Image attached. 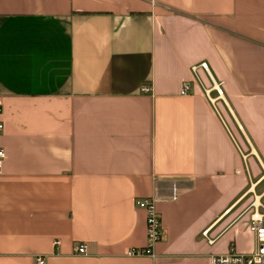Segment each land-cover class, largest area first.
<instances>
[{
  "label": "crops",
  "instance_id": "0c3cea01",
  "mask_svg": "<svg viewBox=\"0 0 264 264\" xmlns=\"http://www.w3.org/2000/svg\"><path fill=\"white\" fill-rule=\"evenodd\" d=\"M0 107V264H209L254 248L264 0H0ZM146 198L161 240L126 257L146 244Z\"/></svg>",
  "mask_w": 264,
  "mask_h": 264
},
{
  "label": "built area",
  "instance_id": "2783aa9c",
  "mask_svg": "<svg viewBox=\"0 0 264 264\" xmlns=\"http://www.w3.org/2000/svg\"><path fill=\"white\" fill-rule=\"evenodd\" d=\"M201 67L206 70V65L192 67V75H196L197 69ZM190 88V82L185 81L182 84L180 94L186 95ZM150 86L148 84L141 87V92L149 93ZM2 110L0 107V116ZM4 130V125L0 121V136ZM5 159V151L0 145V174L3 170V163ZM177 190H173L172 200H176ZM135 205L138 209L144 211L146 220V244L143 248H133L127 250L126 257L138 258V257H153V247L161 240L162 228L161 221L158 212L155 207V200L153 198L136 200ZM252 212L249 216V223L247 226L248 231L254 236L255 246L252 251L248 253H237L233 246H230L228 251L224 254L211 256L209 264H264V212H261L262 206L257 204L256 199L250 204ZM208 232H204V236ZM208 245H213L215 239H207ZM58 242H54V246H57ZM73 254L78 256L87 255V246L85 244H76L73 246ZM36 264H46V257L38 256L35 259Z\"/></svg>",
  "mask_w": 264,
  "mask_h": 264
},
{
  "label": "rangeland",
  "instance_id": "374dc122",
  "mask_svg": "<svg viewBox=\"0 0 264 264\" xmlns=\"http://www.w3.org/2000/svg\"><path fill=\"white\" fill-rule=\"evenodd\" d=\"M212 96H214V94H213ZM235 251H236L237 253H242V252L238 251L236 248H235Z\"/></svg>",
  "mask_w": 264,
  "mask_h": 264
}]
</instances>
